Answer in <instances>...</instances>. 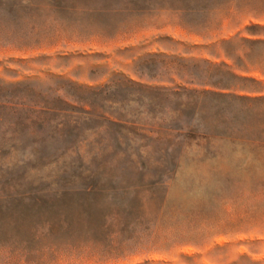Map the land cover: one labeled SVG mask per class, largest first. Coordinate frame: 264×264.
Instances as JSON below:
<instances>
[{"label":"rangeland","instance_id":"rangeland-1","mask_svg":"<svg viewBox=\"0 0 264 264\" xmlns=\"http://www.w3.org/2000/svg\"><path fill=\"white\" fill-rule=\"evenodd\" d=\"M0 264H264V0H0Z\"/></svg>","mask_w":264,"mask_h":264}]
</instances>
